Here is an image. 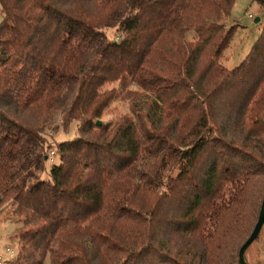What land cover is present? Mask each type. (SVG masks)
Here are the masks:
<instances>
[{
	"label": "trees",
	"instance_id": "obj_1",
	"mask_svg": "<svg viewBox=\"0 0 264 264\" xmlns=\"http://www.w3.org/2000/svg\"><path fill=\"white\" fill-rule=\"evenodd\" d=\"M235 2L0 0L6 264H240L264 199V27L228 68ZM120 99L131 116L104 121Z\"/></svg>",
	"mask_w": 264,
	"mask_h": 264
},
{
	"label": "rangeland",
	"instance_id": "obj_2",
	"mask_svg": "<svg viewBox=\"0 0 264 264\" xmlns=\"http://www.w3.org/2000/svg\"><path fill=\"white\" fill-rule=\"evenodd\" d=\"M256 18H260L259 22H256ZM2 14L0 12V25L2 23ZM227 27L235 28V33L230 43V47L227 48L224 54V64L232 69L241 62L252 48L255 41L260 36L264 27V9H261L260 5L253 0H236L230 17L226 20ZM115 29H108L107 33L109 38L114 40L118 34L114 31ZM119 83H111L108 88L117 86ZM123 115L131 116L129 109V102L125 100H116L111 103L108 111L104 114V121H115ZM54 124L48 126V140L51 143L57 141L71 139L75 136L76 123L71 126V131L66 135L63 131L52 134L51 130ZM55 146H53L54 148ZM52 148V149H53ZM53 160L47 164V171L44 173V178L49 177V171L51 166L57 164L58 157L52 155ZM264 183V177L261 178ZM3 212H0V261L2 264H6L10 259L16 256L18 252V242L14 240L13 234L16 226H18L17 220L19 216L14 214V207L10 206L3 208ZM248 261L251 264H264V232L261 233L259 238L254 242L248 252ZM46 264H49L47 261Z\"/></svg>",
	"mask_w": 264,
	"mask_h": 264
},
{
	"label": "water",
	"instance_id": "obj_3",
	"mask_svg": "<svg viewBox=\"0 0 264 264\" xmlns=\"http://www.w3.org/2000/svg\"><path fill=\"white\" fill-rule=\"evenodd\" d=\"M255 20H256V22H259L260 18H256ZM96 124L99 126L102 123H101L100 120H98ZM263 225H264V199H263V202H262V205H261V209H260V212H259V216H258L257 222H256L251 234L248 236V238L246 239V241L243 243V245L240 248V252H239V262H240V264H247V262L245 260V253H246L247 249L250 247V245L259 236Z\"/></svg>",
	"mask_w": 264,
	"mask_h": 264
},
{
	"label": "built area",
	"instance_id": "obj_4",
	"mask_svg": "<svg viewBox=\"0 0 264 264\" xmlns=\"http://www.w3.org/2000/svg\"><path fill=\"white\" fill-rule=\"evenodd\" d=\"M0 264H2L1 261H0Z\"/></svg>",
	"mask_w": 264,
	"mask_h": 264
}]
</instances>
